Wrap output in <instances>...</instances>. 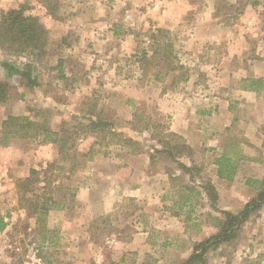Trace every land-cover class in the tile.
<instances>
[{
  "label": "crops",
  "instance_id": "crops-1",
  "mask_svg": "<svg viewBox=\"0 0 264 264\" xmlns=\"http://www.w3.org/2000/svg\"><path fill=\"white\" fill-rule=\"evenodd\" d=\"M196 1L162 0L160 10L152 6L146 10L148 19L160 21V28L172 29L169 24L191 18L187 41L198 54L190 61L179 56L174 61V65L185 66L186 77L180 78V69L167 71L160 65L146 69L139 56L140 73L128 78L130 86L141 84L145 95L141 101L152 100L160 114L168 116L169 131L180 136L192 153L176 156L173 166L154 170L150 165L157 158L150 153L97 158L95 169L81 174L84 184L76 190L81 211L70 214L65 203L50 206L46 230L49 264H106L101 254L105 242L110 243L109 248L104 246L110 249L108 264H185L195 255L210 259L207 264L217 257L220 264H227L222 261L229 255L245 259L239 264H264V27L251 28L249 34L244 27L236 28V22H229L219 39L212 26L221 11L214 5L199 11ZM205 1L212 4L216 0ZM241 16L240 12L237 17ZM153 30L156 33L155 27ZM256 32L258 43L247 47V38L253 39ZM145 51L151 57L154 46ZM174 52L178 55L179 51ZM128 89L131 93L123 106L131 128L141 101L135 89ZM130 128L124 137L138 141ZM154 147L163 149L160 143ZM141 161L136 181L129 176ZM106 167L110 169L104 170ZM260 196L259 207L252 209L239 229V248L226 255V242L216 248L209 244L198 247L220 232L227 219L225 212L239 214ZM126 200L139 206L128 221L131 234L119 231L117 237L112 235L98 246L89 224L112 217ZM8 218L10 214L0 229V259L11 263L14 257L3 252L7 243L14 242V222Z\"/></svg>",
  "mask_w": 264,
  "mask_h": 264
},
{
  "label": "rangeland",
  "instance_id": "rangeland-1",
  "mask_svg": "<svg viewBox=\"0 0 264 264\" xmlns=\"http://www.w3.org/2000/svg\"><path fill=\"white\" fill-rule=\"evenodd\" d=\"M211 2L197 0L195 5L199 11L201 8L207 11L205 7L212 8L213 5L221 11L212 26L219 39L224 25L229 22H236V28L244 27L249 32L251 28L264 27V0ZM151 6L160 10L162 0H0V19L7 11L17 9L26 15L37 16L48 32L46 53L40 57L29 51L18 55L0 48V79L12 85L11 97L0 103V223L4 222L7 214H10V222H14L11 235L14 242L3 247V252L10 253L14 259L11 263L0 259V264H29L28 254L32 247L39 249L41 264L50 263V250L46 248L49 212L31 213L30 205L32 203V208L40 207L45 201L46 206L56 207L65 203L70 214L81 211V202L75 199L76 190L84 184L81 174L93 171L97 158L150 153L157 158L150 165L151 169L174 165L173 153L154 147L159 143L162 145V142L180 144L179 139L169 134L168 116L161 115L152 100L141 101L140 98L145 96L139 88L141 84L130 86L128 78L140 73L137 59L143 51L152 49V45L173 44L182 61H190L198 51L191 49L187 41L190 34L186 32L191 28V18L180 24H169L173 25L172 29L163 26L168 32L160 37L157 32L160 21L148 19L146 15L147 7ZM240 12L243 16L237 17ZM198 19L201 16L198 15ZM154 27V34L159 38H152ZM257 37V32L253 39L248 37L247 47L256 45ZM13 66L22 69L25 75L11 72ZM128 88L135 89L141 101L131 128L123 106L131 93ZM92 110L99 113L111 128L106 126L105 131L96 133L88 131L85 126L95 114ZM10 115L28 116L59 131L62 136H70L73 148L61 154L58 144L42 142V136L36 139L21 136L24 130L5 139L3 121ZM63 128L69 133H65ZM112 128L115 130L111 131ZM129 128L135 131L138 140L135 143L128 144L123 140L125 130ZM26 131L31 133L32 127ZM122 144L126 145L125 149L121 148ZM126 149L130 150L129 153ZM135 165L129 177L137 181L140 173L136 169L142 167V161ZM109 169L104 168L106 171ZM33 170L37 172L33 173ZM138 207L137 202L126 200L112 217L104 216L92 221L88 228L97 240L93 241L98 246L109 248L110 243L102 245V240L112 235L117 237L119 231L131 234L133 228L128 221ZM239 229L236 237L223 247L226 255L239 248ZM56 246L60 247V244ZM104 246L101 254L104 263L108 264L110 249ZM58 250L61 251L60 248ZM217 260L211 258V263L220 264L221 259L217 257ZM208 261L207 257H200L194 263L207 264ZM224 261L239 264L245 259L229 255Z\"/></svg>",
  "mask_w": 264,
  "mask_h": 264
},
{
  "label": "trees",
  "instance_id": "trees-1",
  "mask_svg": "<svg viewBox=\"0 0 264 264\" xmlns=\"http://www.w3.org/2000/svg\"><path fill=\"white\" fill-rule=\"evenodd\" d=\"M157 32L160 34L159 36L162 37L163 33H167L168 31L159 28ZM47 34V30L42 27L37 16L32 14L26 15L22 11L17 9H11L7 11L5 14L2 15L0 19V48L13 54L21 55L24 54L26 51H29L37 57L42 56L46 53L45 47ZM159 36L152 34V38H159ZM146 53V51H143L142 56L140 58L141 62L145 64L146 69L150 68V66L152 65H160L161 69L166 68L167 71L180 69L182 70L180 78L184 79L186 77L187 71H185V66L180 64L174 65V61L178 58V56L174 52L173 44H158V46H154V52L151 57H147ZM10 71L25 75L23 70L17 68L16 66L11 67ZM26 75H29L28 78L30 77L29 72ZM11 88V84L0 79V103L7 101L11 97ZM92 112L95 113L94 110H92ZM89 121V124L85 126L88 131L96 133L106 130L107 121L104 120L99 115V113L93 114L92 118H90ZM64 124L65 122L63 123V125ZM29 127H32L31 133L26 131ZM107 127L111 128V125ZM3 128L5 139H7L10 135L19 134V131L24 130L25 132H22L21 136L30 137L32 139H36L37 137L42 136V142H52L58 144L59 152L61 154H65L68 148H73L72 146L74 142H72V138L70 136H62L59 134V131L53 130L51 127H48L43 123H39L28 116L10 115L6 120L3 121ZM113 129L114 128H112L111 131H114ZM63 130L65 133H69V130H66V128H63ZM169 134L179 139L180 142L178 143L180 144H170L169 142L161 141L163 145V151L171 152L175 157L183 154L190 155L192 153V149L181 140L180 136H178L172 131H169ZM123 140L128 144L136 142L133 138L130 137H124ZM69 143H71L72 145L69 146ZM32 172L36 173L37 171L33 170ZM48 199L50 198H47L46 200ZM261 199L262 197L260 196L258 199L253 200L239 214L225 212L227 219L225 221V225L221 227L220 232L210 237L207 241L199 244L198 247H204L206 244H209V246L211 247H216L223 242H227L235 238L238 229L241 228L242 224L247 220L250 213H252V209H254L255 207H259V200ZM44 202L43 204H41L40 207L35 208H32L31 203L30 212L36 213L37 211H49L51 207L46 206ZM3 227L4 224L0 223V229H2ZM200 257L201 256L198 257L197 255L192 256L185 264H192L194 263L195 259H198Z\"/></svg>",
  "mask_w": 264,
  "mask_h": 264
},
{
  "label": "built area",
  "instance_id": "built-area-1",
  "mask_svg": "<svg viewBox=\"0 0 264 264\" xmlns=\"http://www.w3.org/2000/svg\"><path fill=\"white\" fill-rule=\"evenodd\" d=\"M29 264H41V257H40V253H39V249L37 247H32L29 250Z\"/></svg>",
  "mask_w": 264,
  "mask_h": 264
}]
</instances>
